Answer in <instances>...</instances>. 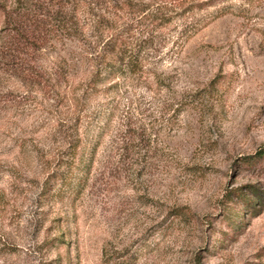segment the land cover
<instances>
[{"label":"rangeland","instance_id":"374dc122","mask_svg":"<svg viewBox=\"0 0 264 264\" xmlns=\"http://www.w3.org/2000/svg\"><path fill=\"white\" fill-rule=\"evenodd\" d=\"M107 8L32 50L0 7V264H264V0ZM100 19L154 36L139 74L90 82ZM69 144L91 169L47 195Z\"/></svg>","mask_w":264,"mask_h":264},{"label":"trees","instance_id":"16d2710c","mask_svg":"<svg viewBox=\"0 0 264 264\" xmlns=\"http://www.w3.org/2000/svg\"><path fill=\"white\" fill-rule=\"evenodd\" d=\"M0 2H3L0 5L1 12L9 29L30 49L38 50L41 49L40 46L49 43L50 38H84L80 29L79 10L86 8L88 15L93 16L95 9L102 7L108 9L107 7L115 3V0H0ZM124 7L129 9L134 7L137 10L140 6L136 4L132 7L128 5H124ZM122 9L123 7L120 6L118 10ZM156 19H159L160 22L168 21L164 16L156 17ZM103 22L104 19L97 21V29L94 28L92 32H95L93 38H96L102 47L99 53L96 51L91 53L93 54L91 60L95 62V67L90 72V82L101 85L126 75L139 74L143 69L144 61L150 54L153 55L154 36L144 35L140 32L131 39H122L120 35L104 39L102 36L104 30L100 28L103 26ZM68 147L71 153L65 158L59 159L58 166L62 169H71L73 175L67 180V177L61 172L51 175L44 183V193L47 192V195H50L49 192L53 190L54 183L58 181L61 183L60 188L67 192L68 196L77 194L82 187L83 179H86V173L91 169L93 152L90 160L79 163L76 157L77 145L69 144ZM257 155L263 158L264 151ZM255 157H250L249 161ZM73 170L76 171L72 172ZM250 192L256 196L255 189ZM232 193L238 199L247 201L240 189L229 192L227 195L229 201H232Z\"/></svg>","mask_w":264,"mask_h":264}]
</instances>
